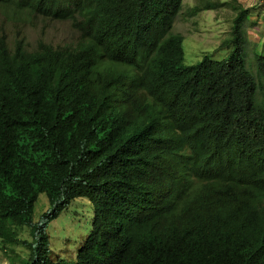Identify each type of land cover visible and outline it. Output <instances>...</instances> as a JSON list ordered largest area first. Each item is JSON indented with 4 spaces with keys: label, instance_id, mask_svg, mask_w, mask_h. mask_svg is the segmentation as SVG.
Returning <instances> with one entry per match:
<instances>
[{
    "label": "trees",
    "instance_id": "1",
    "mask_svg": "<svg viewBox=\"0 0 264 264\" xmlns=\"http://www.w3.org/2000/svg\"><path fill=\"white\" fill-rule=\"evenodd\" d=\"M4 2L7 15L69 20L80 38L20 54L0 41L4 246L25 243L22 264H264V55L248 62L249 9L227 1L228 53L187 65L173 31L184 0ZM80 196L92 231L76 261H55L47 224Z\"/></svg>",
    "mask_w": 264,
    "mask_h": 264
},
{
    "label": "rangeland",
    "instance_id": "2",
    "mask_svg": "<svg viewBox=\"0 0 264 264\" xmlns=\"http://www.w3.org/2000/svg\"><path fill=\"white\" fill-rule=\"evenodd\" d=\"M215 1V0H214ZM216 8L203 9L194 14L192 8L203 0H184V6L174 24L173 31L183 33L184 61L187 65L198 63L205 54L212 58H223L229 51L220 47L231 34L235 10L227 3L230 0H216ZM249 9V19L245 22L248 34L246 44L248 62L254 66L256 52L264 55V0H237ZM26 28L30 25L25 24ZM29 39L35 43L39 38L53 43L76 44L79 32L69 21L47 20L27 30ZM53 208L46 193H40L35 205L34 221L45 223V213ZM94 207L87 196H80L52 221L46 231L50 237V255L53 260L65 259L74 262L77 252L92 231ZM18 232L21 241H33L30 226H20ZM29 249L21 242L14 246H4L0 240V264H22V258H28Z\"/></svg>",
    "mask_w": 264,
    "mask_h": 264
},
{
    "label": "clouds",
    "instance_id": "3",
    "mask_svg": "<svg viewBox=\"0 0 264 264\" xmlns=\"http://www.w3.org/2000/svg\"><path fill=\"white\" fill-rule=\"evenodd\" d=\"M9 4L10 2H4L0 4V41L6 45V47L8 48L7 50L10 53L12 54L15 53L20 54L21 52L28 53L30 52L31 48L36 47L38 45L39 41H45L47 43L53 44V42H51L50 40H44L42 38H39L35 43H33L29 39L27 33V30L30 27L37 25L39 22L47 21L48 18H46L43 13L34 12L28 6L15 7L12 5L11 13L10 15H7L3 11V9ZM60 21H69V20H60ZM70 23L72 24V22ZM25 24L30 25V27L26 28L24 26ZM79 40L80 38L78 39L77 42H79ZM142 179L143 178H141V180Z\"/></svg>",
    "mask_w": 264,
    "mask_h": 264
}]
</instances>
